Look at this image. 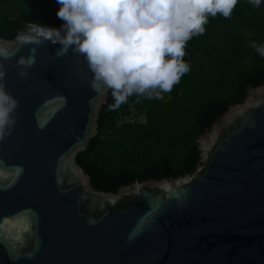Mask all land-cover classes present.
I'll use <instances>...</instances> for the list:
<instances>
[{
    "label": "water",
    "instance_id": "95a60500",
    "mask_svg": "<svg viewBox=\"0 0 264 264\" xmlns=\"http://www.w3.org/2000/svg\"><path fill=\"white\" fill-rule=\"evenodd\" d=\"M21 34L2 40L19 51L0 58L19 103L0 140V264H264V79L197 136L190 173L100 191L75 155L111 89L93 87L84 56Z\"/></svg>",
    "mask_w": 264,
    "mask_h": 264
},
{
    "label": "trees",
    "instance_id": "16d2710c",
    "mask_svg": "<svg viewBox=\"0 0 264 264\" xmlns=\"http://www.w3.org/2000/svg\"><path fill=\"white\" fill-rule=\"evenodd\" d=\"M59 8L57 0H0V41L13 38L20 25L61 24ZM204 27L185 46L190 71L163 99L133 94L110 111L115 101L107 91L97 132L75 155L93 189L113 192L134 180L190 173L197 136L225 106L240 101L247 85L264 79V57L250 46L264 45V0L259 7L238 0L230 18L209 15Z\"/></svg>",
    "mask_w": 264,
    "mask_h": 264
},
{
    "label": "clouds",
    "instance_id": "9594fccd",
    "mask_svg": "<svg viewBox=\"0 0 264 264\" xmlns=\"http://www.w3.org/2000/svg\"><path fill=\"white\" fill-rule=\"evenodd\" d=\"M61 29L27 25L28 34L20 43H59L57 55L69 49L84 56L97 82L112 90L118 109L136 94L163 99L181 77L190 71L183 57L185 46L194 35H202L208 16L217 13L230 18L238 0H57ZM259 7L261 0H249ZM9 42L0 41V58L10 60L19 51H9ZM264 57V45H250ZM35 49L21 56L19 75L35 64ZM6 71L0 64V140L11 134L16 124L12 115L19 103L5 91Z\"/></svg>",
    "mask_w": 264,
    "mask_h": 264
}]
</instances>
